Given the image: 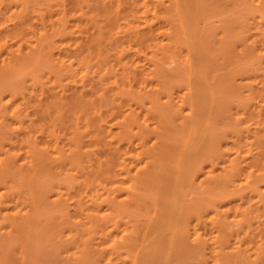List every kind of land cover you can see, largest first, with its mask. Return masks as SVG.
Returning a JSON list of instances; mask_svg holds the SVG:
<instances>
[{"label": "bare ground", "instance_id": "1", "mask_svg": "<svg viewBox=\"0 0 264 264\" xmlns=\"http://www.w3.org/2000/svg\"><path fill=\"white\" fill-rule=\"evenodd\" d=\"M61 1L32 18L0 0V241L45 236L63 264H264L261 22L236 38L243 95L191 1Z\"/></svg>", "mask_w": 264, "mask_h": 264}, {"label": "rangeland", "instance_id": "2", "mask_svg": "<svg viewBox=\"0 0 264 264\" xmlns=\"http://www.w3.org/2000/svg\"><path fill=\"white\" fill-rule=\"evenodd\" d=\"M57 1H59V2L57 3ZM57 1L56 0H11L12 3H10V5H11L10 10H11V12H15V13L21 12L22 9H20V8H23L24 7L23 3L25 4V2H27L25 4L24 12H27L28 15H30V16L32 15L31 17L33 18V17H35L36 13L40 11V10L37 11L35 9H41V11L46 13V15L48 13L47 11H52L53 9H55V10L58 9V5L62 1L61 0H57ZM63 1L65 2V4L67 3L66 6H69L68 3H70L74 0H70V2H69V0H63ZM188 1H191L190 3H192L191 4L192 8H195V6H197L199 8V10H201L202 13H203L204 9H205L204 13L205 12L207 13V16H206V13L205 14L203 13V15L205 17L198 20L199 22H197L196 28L199 30L200 33H202V35H204V33H207L205 35V37L208 38V45H209V49H210L208 54H209L210 60L212 61L211 63L216 70V75H219L220 77L224 78V80L230 82L234 86V88H233L234 90L236 88L238 90V92H242V94L245 95L246 91L241 86V79L244 78V76L242 74H244V75L249 74L251 72V69L247 68V69H245V72L243 71V73H241L240 75H237V73H236V75H234V76H233V70H232V65H233L234 61L236 59H238V57L236 55H238L237 54V53H239L238 48H240V43L238 42V41H240L239 37H241L243 39L245 36L249 35L250 31H252L254 29V26L257 24V22L258 23L261 22L260 25L262 27L259 24L258 25L260 27V30L263 28L262 29V31H263L264 30V19H262V20L257 19V17L259 18L260 16H259L258 11L255 9L256 10V12H255V10L253 9L256 7V6L253 7V5H252L253 8H251L252 10L247 9L245 11V10L240 9V13H239L238 12L239 9H238V7H236V5H237L236 3L238 2V0H235V1H233V0H231V1L230 0H226V1L225 0H188ZM248 1H249V3L251 2V0H248ZM197 2H199V3H197ZM234 3H235V5H234ZM83 5L86 6L85 3H83ZM85 6H83V7H85ZM206 7H207V10H206ZM28 10H29V12H28ZM11 12L9 11L8 13H11ZM246 14H248V15H246ZM249 14H251V16ZM256 15H257V17H256ZM47 19H48V17H47ZM256 19L259 21H257ZM69 20H71V19H69ZM252 20H254V23L252 22L253 24L250 22ZM245 22H246V24H249V25L243 24ZM98 23L101 24V22H98ZM239 27H242V28H239ZM201 30H203V31L201 32ZM235 32L237 33V35ZM223 33L225 34V36L222 38L221 36L224 35ZM231 33H234L233 34L234 37L231 36L232 35ZM75 34L77 35L78 33H75ZM243 34H245V35H243ZM233 38L234 39L237 38L238 41H237V39H236V41H234ZM230 39H232V40H230ZM229 44H231V45H229ZM226 45H229L230 47L228 48V46H226ZM224 46L226 47V49ZM228 49H229V51H228ZM111 52H113V51H111ZM128 57L133 58L134 62L135 61L139 62V63H137V62H135V63L142 65L141 66L142 68L145 67V69H149L151 67V63L148 60H144V57L142 55H136V54L131 53V54H129ZM76 63L77 62H75L74 66H73L74 68L79 67L78 64H76ZM164 66L166 67L167 70L170 71L171 68L173 67V64H171V63L166 64V65L164 64ZM167 70L165 72L170 73ZM171 71L173 72V70H171ZM232 76H233L232 79L229 78ZM93 77H95V79H96L98 76L94 75ZM180 91L182 92L181 88H175V94L176 93L179 94ZM222 98H225L224 101H227V102H234L235 101L234 95L224 96ZM43 193H45V194H43L44 197L42 196V200H43V202H45V208L43 207L44 209L43 210L41 209V211H40L41 217L40 218L42 219V221L46 218L50 219V220H52V219L54 220L58 216L55 215L56 214L55 211H54L55 213L52 212V209L50 206L51 203L49 202V200L51 199V195H49L50 193L46 192V190L43 191ZM46 194L49 195V197L48 196L46 197ZM46 204H47V206H46ZM47 208L49 209V211ZM42 237L43 236L41 235V237H39V241H38L39 245H41V246H39L38 249H36L37 247L36 248L34 247L38 251H36V250L34 251L33 246H32V244L35 240V237H34V239L32 237V238L28 239L27 241L19 240L17 242H10V243L7 242L8 244L6 243L5 240H3L2 241L4 243L3 245L1 244L2 242L0 241L1 242L0 243V264H59V263L63 264L62 262H60L61 259H62V261L66 260V259H65V257L62 258V256H61L62 254L59 253L58 251H56L53 246H51L52 240L49 241L47 238L45 240L44 239L45 236H44L43 240H41V242H40V239H42ZM29 240L30 241L32 240V243ZM48 241H49V243H48ZM38 243L34 242V244H36V245ZM49 248H51L52 250L54 249L60 255L59 254L56 255L55 254L56 252H54V255H52V251ZM48 250H49V252H48ZM50 252H51V254H48ZM28 253H29V255H28ZM33 254L35 256H33ZM27 255H28V257H27ZM47 255H49V256H47ZM29 256H30V259H29ZM32 259H34V260H32Z\"/></svg>", "mask_w": 264, "mask_h": 264}]
</instances>
